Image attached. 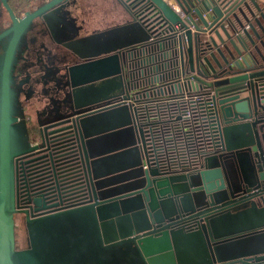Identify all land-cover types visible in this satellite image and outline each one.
<instances>
[{"label": "water", "instance_id": "95a60500", "mask_svg": "<svg viewBox=\"0 0 264 264\" xmlns=\"http://www.w3.org/2000/svg\"><path fill=\"white\" fill-rule=\"evenodd\" d=\"M2 3L10 23L0 32V264H264V0H34L19 16ZM144 12L153 17L148 23ZM36 18L78 58L102 57L72 77L103 71L113 59L118 65L72 80L70 97L81 109L56 121L46 115L40 124L53 128L49 134L73 129L86 190L78 204L58 211L25 209L29 247L17 249L16 158L37 144L27 129L11 150L12 125L25 122L22 112L10 114L17 97L10 83ZM155 32L178 47L182 73L209 87L214 148L195 170L152 167L148 139L131 119L119 57L126 47L156 42ZM110 99L117 102L98 108ZM121 129L128 141L92 151L100 136ZM44 194L31 200L32 212L63 201L48 203ZM78 213L80 222L71 219ZM42 232L49 240L39 254Z\"/></svg>", "mask_w": 264, "mask_h": 264}, {"label": "flooded vegetation", "instance_id": "af4514ba", "mask_svg": "<svg viewBox=\"0 0 264 264\" xmlns=\"http://www.w3.org/2000/svg\"><path fill=\"white\" fill-rule=\"evenodd\" d=\"M7 2L14 13L19 16L22 15L24 9H30L31 6L33 7L31 4H33L34 0H7ZM143 14L144 17L142 20H146L145 23H148L153 19V17H149L150 14L147 12H144ZM34 22L36 24L28 32L26 43L21 46L11 71V80H13L12 86L17 92L15 101L19 107L18 111L23 114V119L28 129L30 145L34 146L37 144L35 150L16 158L18 159L16 160V208L18 211L14 214V219L16 222L15 216H17L22 220V223H26V216L23 212L25 209H29L30 215L32 213L43 214L54 212L56 210L64 209L66 205L73 206L78 204V202L81 201L80 198L84 196L82 194L84 191L80 190V193L83 196H78L80 193L78 194L72 189L67 176L69 173V171H67L68 168L67 166L64 167L62 163L63 161H61L60 147L70 143L71 146L76 147L81 162L79 140H77L73 129L66 128L54 134H49L48 132L53 128H47L45 130L44 125L40 126V124L43 122L46 115L50 114L49 116L53 120H60L67 115L73 114L75 110L77 111L81 109L75 107L70 97L72 89L74 88L72 86V80L74 83L75 81L82 82L99 75H96L95 72H93L88 75L72 77L71 72H73L74 75V71H80V67H83L86 63L92 61L95 62V60L102 58H78V56L72 54L68 49L60 43H57L51 37L46 23L42 18H36ZM9 23V15L3 6L2 0H0V32L4 27L9 25ZM153 24L154 21H152L151 25ZM151 44V48H154L156 51L163 45L160 40ZM139 48L141 53L144 54L140 56V60L137 61V64L144 68L147 64L149 65V63L152 62L154 56L148 45H142ZM3 50V45H0V55L3 54ZM174 50L178 56V47L176 45H174ZM134 58L133 48H124L119 57V69L123 78L129 79L130 86L127 88V95H129V103L132 105L134 112V114L131 115V119H133L135 122L134 124L138 128H141L144 138L148 139L149 142V133L147 131L149 130L148 127L150 124L145 118H143L142 109L140 110V112H142L141 115L137 112L135 104L144 101L172 100L176 97H186L187 92H184L186 90H190L188 95L194 96L196 87L201 83L193 80L190 72L186 71V73H182L180 60L178 59L180 66V74L178 77L171 76V78L162 79L158 76L159 74H154V71H158V73L162 72L158 66H155L151 73L144 75V81L146 84L145 89L147 92L145 96L147 95V98H145V96H143L142 99L134 98L132 95L133 88L137 85L134 80L136 77L135 73H137ZM113 70V68L108 66L103 71L106 74H109L112 73ZM15 81L17 82V87ZM18 81H20V83H18ZM116 102L117 99H110V101L99 102L97 105L99 106L98 108H101L100 106H108ZM206 112L208 114L207 107ZM73 117L75 116L72 115L71 118ZM62 125H67V123ZM40 137L44 138V146H40ZM260 141L264 144L261 131ZM150 158H152L154 162V157L151 152ZM199 164L182 169L195 170L198 168ZM158 166L159 165L156 164L152 165V167L161 170H182L176 168L170 169L164 166L160 168ZM69 168L71 171L75 170L74 165H71ZM41 191L42 193H45L43 198H45L47 202L48 200L51 202H59L60 200H63L62 203H59L52 208H42L41 210H38V212H32L30 208L31 200L34 196L37 197ZM23 239V244L20 246L16 243L17 249H25L29 247L27 237L24 236Z\"/></svg>", "mask_w": 264, "mask_h": 264}, {"label": "trees", "instance_id": "16d2710c", "mask_svg": "<svg viewBox=\"0 0 264 264\" xmlns=\"http://www.w3.org/2000/svg\"><path fill=\"white\" fill-rule=\"evenodd\" d=\"M155 35L156 39L163 43L157 51L151 48V43L142 44L148 45L150 51L153 52L154 59L149 65L147 64L148 66L142 68L143 66L137 64L140 56L144 54L139 48L142 45L132 47L137 71L136 77L134 76L137 85L133 88L132 95L137 99H142L147 93L144 75L151 73L155 66H158L162 72L154 71V74H159L158 76L162 79H168L171 76L178 77L180 74L179 56L174 50L172 39L163 33H156ZM189 91H184L187 92L186 97L144 101L135 104L137 112L141 115L140 110L142 109L143 118L150 124L147 131L149 133V146L154 157V164L159 165L160 168L162 166L170 169L193 167L198 165L202 157L214 148L210 121L205 106L209 87L199 84L194 96L188 95ZM60 148L61 161L69 171L68 180L72 189L79 194L80 190L85 191L86 189L78 151L70 143ZM71 165L75 166L74 171L69 168ZM78 196H82L81 193ZM15 218L17 219V216Z\"/></svg>", "mask_w": 264, "mask_h": 264}, {"label": "rangeland", "instance_id": "374dc122", "mask_svg": "<svg viewBox=\"0 0 264 264\" xmlns=\"http://www.w3.org/2000/svg\"><path fill=\"white\" fill-rule=\"evenodd\" d=\"M112 64H108L111 68L114 69V67L117 64V60L115 61L113 59ZM96 75H104L106 74L104 71H98L95 73ZM0 79H1V75H0ZM13 81L11 80V83ZM11 89L13 88V86L11 85ZM19 107L16 104V101L13 99L12 95H11V108H10V114H12L13 116L15 115H21L20 112L18 111ZM14 125V126H13ZM12 125V147L11 150H14V147L16 146V144L22 140V138L25 135V131L27 132V126L23 123H16ZM129 139V132L127 129H121L119 131H114L111 133H107L104 134L102 136H100V138H98L95 142L92 143L91 147H92V151H93V147L95 148V152H100V151H108L110 149H113L119 145H121L122 142L128 141ZM84 215L82 213H78L76 215H74L71 219H77L79 222L82 221V219H84ZM60 220V219H59ZM46 231V230H45ZM28 228L27 225H25V223H22V220H20L18 217L16 219V229H15V237H16V243L17 245H21L23 244L24 241V236L27 237L28 240ZM34 232H32V237H34ZM48 237L45 236V234L42 232L40 234V236H37V239L35 240V242H37V244L39 245V250L36 251V253L39 254H43L45 252V248L43 247V244H45L46 242H48ZM50 242V241H49ZM61 246V245H59ZM40 248L42 250H40ZM56 248V247H55Z\"/></svg>", "mask_w": 264, "mask_h": 264}, {"label": "built area", "instance_id": "2783aa9c", "mask_svg": "<svg viewBox=\"0 0 264 264\" xmlns=\"http://www.w3.org/2000/svg\"><path fill=\"white\" fill-rule=\"evenodd\" d=\"M260 131H261V134H262V138H263V140H264V122L261 124V129H260Z\"/></svg>", "mask_w": 264, "mask_h": 264}, {"label": "crops", "instance_id": "0c3cea01", "mask_svg": "<svg viewBox=\"0 0 264 264\" xmlns=\"http://www.w3.org/2000/svg\"><path fill=\"white\" fill-rule=\"evenodd\" d=\"M258 1L260 2V1H263V0H258Z\"/></svg>", "mask_w": 264, "mask_h": 264}, {"label": "bare ground", "instance_id": "6f19581e", "mask_svg": "<svg viewBox=\"0 0 264 264\" xmlns=\"http://www.w3.org/2000/svg\"><path fill=\"white\" fill-rule=\"evenodd\" d=\"M171 3V2H170Z\"/></svg>", "mask_w": 264, "mask_h": 264}]
</instances>
